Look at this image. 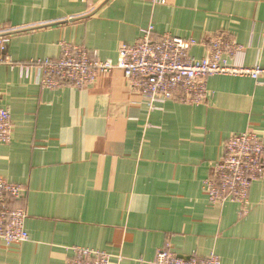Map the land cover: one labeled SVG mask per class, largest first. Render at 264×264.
I'll list each match as a JSON object with an SVG mask.
<instances>
[{"label":"crops","instance_id":"1","mask_svg":"<svg viewBox=\"0 0 264 264\" xmlns=\"http://www.w3.org/2000/svg\"><path fill=\"white\" fill-rule=\"evenodd\" d=\"M151 24L156 39L228 33L244 48L236 63L264 68V0H0V34L31 29L5 37L15 65L57 59L61 42L116 62ZM190 54L202 59L206 49ZM36 76L0 67V108L14 124L12 142L0 144V177L29 187L30 237L0 247V264H67L73 247L153 264L168 245L183 259L215 253L221 264H264V180L242 218L234 203L210 205L204 191L228 139L247 131L264 139V85L215 76L205 105L153 111L121 70L86 90L42 89Z\"/></svg>","mask_w":264,"mask_h":264},{"label":"built area","instance_id":"2","mask_svg":"<svg viewBox=\"0 0 264 264\" xmlns=\"http://www.w3.org/2000/svg\"><path fill=\"white\" fill-rule=\"evenodd\" d=\"M161 4L164 0H155ZM154 25L143 30L134 44H124L116 62L99 57L98 52L83 45L61 42L57 59L33 60L15 65L8 55V40L0 38V67L9 64L19 68L22 77L36 73L42 89L72 88L86 90L102 76L121 70L131 91L140 93L151 110L162 109L169 102L199 106L212 96L208 80L215 76L248 78L264 85L261 65L246 67L236 63L244 48L228 33H216L211 39L196 41L178 36L155 37ZM206 49L202 59L191 56L192 48ZM14 124L8 109L0 108V144L12 142ZM264 180V139L254 131L233 135L223 145L219 160L211 165L204 191L210 205L234 203L239 217L249 213V194L255 182ZM29 194L27 185L10 182L0 177V247L11 249L30 240L26 228L28 211L25 206ZM67 264H120L105 251L73 247ZM153 264H221L215 253L206 257L192 255L178 257L168 246L160 248Z\"/></svg>","mask_w":264,"mask_h":264},{"label":"water","instance_id":"3","mask_svg":"<svg viewBox=\"0 0 264 264\" xmlns=\"http://www.w3.org/2000/svg\"><path fill=\"white\" fill-rule=\"evenodd\" d=\"M71 21H74V20H71ZM66 23H68V21H62V22H59V23L44 25L43 27L57 26V25H62V24H66ZM26 30H31V29H24V30H20V31H13V32H10V33H3V34H0V38L11 36V35H13L15 33L23 32V31H26Z\"/></svg>","mask_w":264,"mask_h":264}]
</instances>
